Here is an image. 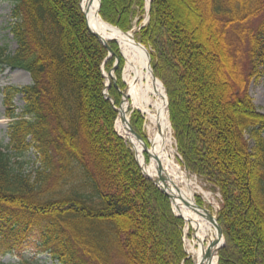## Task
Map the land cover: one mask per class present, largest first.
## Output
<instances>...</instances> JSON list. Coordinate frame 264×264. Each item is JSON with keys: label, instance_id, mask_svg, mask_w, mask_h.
<instances>
[{"label": "trees", "instance_id": "obj_1", "mask_svg": "<svg viewBox=\"0 0 264 264\" xmlns=\"http://www.w3.org/2000/svg\"><path fill=\"white\" fill-rule=\"evenodd\" d=\"M7 1L17 49L0 47V71L23 70L32 84L3 90L15 121L8 151L0 148V248L13 241L6 250L13 254L37 232L40 253L59 264H191L185 221L115 130L118 88L126 87L118 45L109 43L114 54L106 61L81 0ZM144 5L101 0L100 17L127 33ZM203 24L210 45L195 36ZM135 39L167 91L182 164L221 195L218 264H264V114L249 94L264 74V0H153ZM118 57L112 103L102 67L109 74ZM144 119L134 111L131 124L141 135ZM31 150L40 167L26 174L20 159Z\"/></svg>", "mask_w": 264, "mask_h": 264}, {"label": "bare ground", "instance_id": "obj_2", "mask_svg": "<svg viewBox=\"0 0 264 264\" xmlns=\"http://www.w3.org/2000/svg\"><path fill=\"white\" fill-rule=\"evenodd\" d=\"M82 9L92 31L100 34L107 41L115 40L119 44L120 52L125 60L122 79L126 85V94H128L124 109L128 112L139 110L144 114L146 132L152 145L150 164L146 161L142 146L130 133L128 123L123 122L121 116L117 120L116 131L135 149L146 174L156 175L157 163L160 162L167 178H169L168 183L174 194L192 204L195 193L192 189L193 182L187 181L186 173L174 162L172 156L167 94L162 83L155 80L150 70L146 51L133 40L132 34L125 35L102 20L98 14L99 0H82ZM205 31L206 25L203 24L195 30V36L201 38L206 45H210V42L203 37ZM126 118L129 120L128 115ZM179 182H184L185 188H180ZM198 189L201 191V188ZM175 201L178 212L189 219L192 227L196 230V240L188 243V253L195 256L197 264H218L216 250L221 241L209 251L210 244L216 240L217 235L213 224L201 214L186 207L179 199Z\"/></svg>", "mask_w": 264, "mask_h": 264}, {"label": "rangeland", "instance_id": "obj_3", "mask_svg": "<svg viewBox=\"0 0 264 264\" xmlns=\"http://www.w3.org/2000/svg\"><path fill=\"white\" fill-rule=\"evenodd\" d=\"M152 1L153 0H144V2H145L144 12H143V14L140 15L139 18H137L134 21V27L130 31V32L134 31L135 36L140 31V29L142 27H145L149 22ZM12 10H13V6L7 0H0V47L7 46L8 49L13 52L17 49V45H16V43L13 39V36L11 34V31H10L11 25L15 21L14 17H13ZM116 44L118 45L119 52H120L119 44L118 43H116ZM117 59H118L119 63H117L118 62ZM116 64L118 67L115 69ZM119 66H120V58L118 57L115 60L113 68L111 69V72L114 73V76L116 78L117 86H118V78H117L116 72L119 69ZM123 69H124V67H123ZM123 69L121 70L122 74H123ZM122 81H123V79H122ZM31 84H32V79H31L30 75L23 70L6 68L3 71H0V148H2V149H5L7 151L9 149L10 139L8 137V129H9L10 123L15 121L13 119H10L7 116L6 109L3 105V99H4L3 90L5 88H8V87L22 88L25 86H29ZM113 85L114 84L111 81V87L110 88H112ZM124 85H125V83H124ZM119 89L121 91H124L126 89V87H125V89H122L119 87ZM249 94H250L251 98L253 99V102H254L255 106L258 108L259 112L264 114V74L258 81L252 82L250 84ZM167 97H168V95H167ZM121 100H122V98H121ZM112 102L114 103V101H112ZM13 104H14L15 109L17 110L16 114H21L23 106H24L23 97L17 96L14 99ZM134 111H137V110H134ZM133 113H132V110H130V112L127 113V115L129 116L130 124H131V119H132ZM168 113H169V111H168ZM142 115L144 117V114H142ZM169 120H170V117H169ZM170 124H171V122H170ZM145 126H146V120L144 119V123H143V127H142V134L143 135H141L139 133L138 134L143 137V140L145 137L146 141L149 145L150 144L149 143L150 142L149 136H148V133L146 132ZM171 139H172V156L174 158V162L177 165H179L180 168L186 173L187 181L193 182V186H192L193 188L192 189H193V191H195V193H194L195 202L197 203V201L200 200L202 203V205H200V206H202L205 209H208L214 216H216L217 212L219 211V208L221 207V195L219 194V192L214 191L206 182L201 180L198 176H196L195 174H192V173L190 174L185 170L184 166L181 164V161H180V157L178 154V150H177L176 141L174 138V133H173L172 127H171ZM144 142H145V140H144ZM147 159H149V158L146 156V160ZM20 160H22V162L24 163L23 171L26 174L34 173V171H36V169H38L40 167V157L35 153L34 150H31L28 153H26L25 155H23ZM148 161L149 160H147V162ZM178 186L180 188H185V183L179 182ZM198 188H201V191ZM188 225H189V227L186 224V226L184 228L183 244L185 245L184 248H185V251L187 254V260L190 261L191 264H195V262H196L195 256L193 254L188 253L187 246H188L189 242H193L196 240L195 239L196 230L194 229V227H192L191 224H188ZM223 234H224V232H223ZM224 241H225V237H224ZM39 242H40V235L37 232H33L31 234H28L26 236V239L23 241V245L21 243L20 245L16 246V248H14L16 250H15V253H13V254L6 252V250L9 249L10 247L13 248V241H10V243L4 244L2 246L3 249L0 248V263L20 264L21 260L27 259V260H34V264H59L58 261L54 260L49 254H47V253L41 254L40 253L41 249L39 247ZM20 252H22V253H20ZM218 262H219V253H218Z\"/></svg>", "mask_w": 264, "mask_h": 264}, {"label": "water", "instance_id": "obj_4", "mask_svg": "<svg viewBox=\"0 0 264 264\" xmlns=\"http://www.w3.org/2000/svg\"><path fill=\"white\" fill-rule=\"evenodd\" d=\"M81 8H82V0H81ZM100 8H101V0H99V9H98V14L100 15ZM82 12L85 16V20H86V25H87V29L89 30L90 33H92L105 47L106 49L108 50V53H109V56L107 57L106 61H108L112 56H113V51L111 49V47L109 46V43L111 42H115L117 43L115 40H106L103 36H101L100 34L94 32L91 30V28L89 27V24L87 22V16L86 14L84 13L83 9H82ZM109 25V24H108ZM111 26V25H110ZM113 27V26H111ZM119 31H121L120 29H118L117 27H113ZM122 32V31H121ZM124 33V32H123ZM125 35H129V34H132L133 36V40L137 43V41L135 40V32L132 31V32H127V33H124ZM139 46H141L147 53V56H148V59H149V67H150V70L151 72L153 73V76L155 78V80H158L154 74V71L152 69V66H151V54L149 52V50L143 46L142 44L140 43H137ZM121 53V52H120ZM122 55V54H121ZM118 61V59H117ZM119 63V61L117 62ZM117 64L115 66V69L117 68ZM105 77L108 79V83L106 84L105 86V96L107 98H110L109 94H108V91H109V88L111 87V81L113 82L114 86L116 88H118L117 84H116V78L114 76V73L111 72L108 76L105 75ZM118 91L121 93L122 95V100L119 104V107L118 108H115L117 110V113L119 115V117L121 116L122 118V121L123 122H127L128 123V127H129V130H130V133L136 138V140L139 142V144L142 146L143 148V152L145 154H147L149 160L151 161V148H152V145L150 143V146H148L144 140H143V137L141 135H139L132 127V125L130 124V120H127L126 116H127V112L128 110L126 111L124 109V105H125V101L128 99V94H126V89L124 91H121L119 88H118ZM167 94V93H166ZM111 99V98H110ZM167 103H168V108H169V100H168V97H167ZM121 138H123L121 135H119ZM125 139V138H123ZM136 152V151H135ZM136 158H137V161L140 165V167L142 168V171H143V174L144 176L151 180L156 186H158L161 191L170 199L171 203L173 206H175V200L176 199H179L186 207H189L191 208L192 210H194L195 212L201 214L203 217L207 218V220L213 224V226L215 227L216 231H217V235H216V240L214 242H212L210 244V250L211 251V248H214L215 246H217V244L221 241V244L218 246L217 250H216V254H217V258H218V253L219 251L223 248L224 244H225V241H224V234H223V230L218 222V218L216 216H214L208 209H205L203 208L202 206L198 205L195 200L194 202L191 204V203H188L185 199L181 198L179 195H176L174 194V192L172 191V189L170 188V185L168 183V180L169 178H167L164 170H163V167L161 166L160 162L157 163V174L152 176L150 174H146L144 169H143V166L140 164L139 162V159H138V156H137V152H136ZM178 189V188H177ZM179 190V189H178ZM202 212V213H201ZM178 217L184 219L186 222H189L191 223V221L187 218H185L183 215L180 214L179 212V215ZM195 264H197L195 262Z\"/></svg>", "mask_w": 264, "mask_h": 264}]
</instances>
